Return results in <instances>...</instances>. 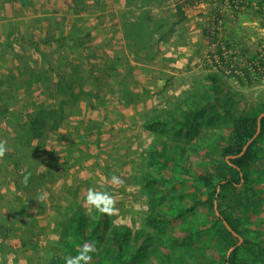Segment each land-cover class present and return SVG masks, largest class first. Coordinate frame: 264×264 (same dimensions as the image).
<instances>
[{
	"label": "crops",
	"instance_id": "obj_1",
	"mask_svg": "<svg viewBox=\"0 0 264 264\" xmlns=\"http://www.w3.org/2000/svg\"><path fill=\"white\" fill-rule=\"evenodd\" d=\"M184 10V0H0V215L29 202L28 164L46 180L31 184L39 192L96 166L119 173L112 162L169 141L160 131L196 70Z\"/></svg>",
	"mask_w": 264,
	"mask_h": 264
},
{
	"label": "rangeland",
	"instance_id": "obj_2",
	"mask_svg": "<svg viewBox=\"0 0 264 264\" xmlns=\"http://www.w3.org/2000/svg\"><path fill=\"white\" fill-rule=\"evenodd\" d=\"M220 1L184 0L185 26L188 28L191 21L190 26L195 27V34L186 33V40L194 38V49L190 50L196 70L190 74L184 95L178 100V121L163 125L160 131V135L167 134L169 141L138 147L137 153H144L133 155L131 162L127 158L112 162L116 170L121 168L119 173H105L96 166L89 169L85 178L69 181L60 177L56 179L60 188L49 189L51 184L47 183L45 190L39 192L31 184L37 187L46 180L34 177L28 170L31 164L26 163L19 178L24 183L25 176L30 183L26 192L29 202L18 205L10 200L9 212L0 215V223L8 221L6 226L0 225V264H51L53 259L80 264L82 234H77L76 221L69 217L77 207L84 212V230L89 232L97 227V237L92 238L97 251L89 253L87 264H225L229 248L215 229L221 224L213 205L215 199L209 201L214 186L207 185L203 176H209L216 162L225 159L222 152L229 143L232 122L223 109L229 108L236 115L262 111L264 81L245 82L198 65L204 62L209 50L213 28L221 31L238 56L256 59L264 55V9L243 12L225 8ZM212 75L215 80L210 79ZM190 110L196 113H189L188 129L184 126V112ZM32 133L27 138L28 134L23 132L26 144H34ZM257 146L264 156V138ZM23 148L32 153V148ZM5 151L13 155L15 147ZM58 167L61 176L62 166ZM255 170H261V178ZM15 172L12 178L16 177ZM250 172L253 189L234 209L242 217L241 230L248 241L243 240L236 247L235 256L250 264H264V157L262 163L254 162ZM238 190L243 194L242 187ZM227 206L226 202L222 204L223 209ZM125 232L127 260L123 262L118 259L114 241L118 233ZM67 246L74 253L65 252Z\"/></svg>",
	"mask_w": 264,
	"mask_h": 264
},
{
	"label": "trees",
	"instance_id": "obj_3",
	"mask_svg": "<svg viewBox=\"0 0 264 264\" xmlns=\"http://www.w3.org/2000/svg\"><path fill=\"white\" fill-rule=\"evenodd\" d=\"M216 76L212 75L210 76V79L215 80ZM224 113L226 114L227 118L232 122L231 132L229 135V143L223 148V156L225 159L220 160L216 162L215 169L213 168V171L208 172L209 176H203V180L207 185H210L213 183V189L210 192L209 201L213 202L215 198L220 201L218 205V209L221 213V217L218 216V220L221 224L219 226H215V229L217 230V233L219 234L221 240L223 243L230 249L233 245H236L239 241V238L231 232L226 225L223 222V219L227 220L230 226L243 237V231L241 230L242 225V217L234 212V209L239 207L240 204L244 201V196L246 198L249 197V192L251 188L253 189V186L251 185L254 181L251 179V172L250 169L254 162H256L259 158L264 157L261 153V148L258 145L259 141L264 138V117L261 119L262 129L260 135L249 145V147L246 149V151L237 157H232L229 160L226 159V156L228 155H238L246 142L255 134L258 126V117L259 115L264 112V108L260 112H246L243 114L236 115L232 110L229 108H224ZM201 111H198L199 113ZM190 114H195V111H189L184 112L186 118H185V124L184 126H187L189 129L190 122L187 121V117ZM179 113L176 114H170V121L176 120L178 121ZM190 135V133H189ZM242 173V175H241ZM242 178L244 179L242 181ZM259 180V178H256ZM220 184L221 189L217 194V188ZM243 188V194L238 189ZM226 202L228 204L226 209H223L222 204ZM214 205V203H213ZM72 221H76L77 228L75 229L77 234H82V238H80L79 241V257L81 256V253L83 251L84 245L86 243L89 244L91 249L93 251H97V245L94 243L92 238L96 239V229L97 227H93L89 232H86L84 230L85 226V218H84V212L80 207H77L75 212L72 213V216L70 215ZM90 223L94 224V221H90ZM128 232L125 233H118L117 240L114 242L116 243L118 247L117 256L118 259L120 258L123 262L127 260L126 256V246H127V236ZM243 239L248 241L247 238ZM236 249V248H235ZM232 250L230 253L229 258H225V263L228 260L229 264H250L246 260H237L236 259V250ZM65 252L74 253V250L71 247V250L66 248L64 250ZM92 251L88 252L87 255L89 256ZM70 253L66 254L70 255ZM227 256V255H226ZM90 257V256H89ZM80 261V264H87V262L90 260V258L87 261H83L81 259H78ZM67 260H61L60 263L57 262V260L53 259L51 261V264H66Z\"/></svg>",
	"mask_w": 264,
	"mask_h": 264
},
{
	"label": "built area",
	"instance_id": "obj_4",
	"mask_svg": "<svg viewBox=\"0 0 264 264\" xmlns=\"http://www.w3.org/2000/svg\"><path fill=\"white\" fill-rule=\"evenodd\" d=\"M222 2L225 8L243 12L252 8L264 9V0H222ZM198 66L213 68L226 75L241 78L245 82L256 79L264 81V55L261 54L256 59L245 55L238 56L232 51V46L228 44L221 31L215 28L210 31L209 50L205 53L204 62L199 63Z\"/></svg>",
	"mask_w": 264,
	"mask_h": 264
},
{
	"label": "water",
	"instance_id": "obj_5",
	"mask_svg": "<svg viewBox=\"0 0 264 264\" xmlns=\"http://www.w3.org/2000/svg\"><path fill=\"white\" fill-rule=\"evenodd\" d=\"M262 117H264V112H262L260 115H259V117H258V126H257V130H256V132H255V134L246 142V144L244 145V147H243V149H242V151L238 154V155H228V156H226V159L227 160H229L230 158H232V157H237V156H240V155H242L245 151H246V149L249 147V145L260 135V133H261V129H262V124H261V119H262ZM241 175H242V173H241ZM244 179L242 178V181H243ZM220 189H221V186H220V184L218 185V188H217V194H216V197L218 196V192L220 191ZM214 208H215V211H216V214L218 215V216H220L221 217V213H220V211H219V209H218V204H217V198H215V202H214ZM223 222H224V224L226 225V227L231 231V232H233V234L234 235H236L238 238H239V241H238V243L236 244V245H233L229 250H228V253H227V259L229 258V256H230V253L232 252V250H234L237 246H239L240 244H242V242H243V237L239 234V233H237L231 226H230V224L228 223V221L227 220H225V219H223ZM225 264H229V261L227 260L226 261V263Z\"/></svg>",
	"mask_w": 264,
	"mask_h": 264
},
{
	"label": "clouds",
	"instance_id": "obj_6",
	"mask_svg": "<svg viewBox=\"0 0 264 264\" xmlns=\"http://www.w3.org/2000/svg\"><path fill=\"white\" fill-rule=\"evenodd\" d=\"M4 151V148L2 145H0V154H2ZM92 251L91 247L89 245H84L83 251L81 253V256L79 257V259L83 260V261H87L90 257L87 255L88 252ZM68 264H77V261H68Z\"/></svg>",
	"mask_w": 264,
	"mask_h": 264
}]
</instances>
